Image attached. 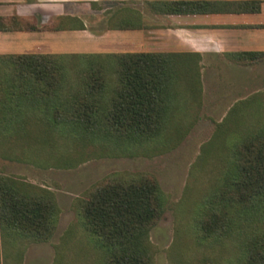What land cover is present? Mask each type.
<instances>
[{"label": "trees", "instance_id": "trees-1", "mask_svg": "<svg viewBox=\"0 0 264 264\" xmlns=\"http://www.w3.org/2000/svg\"><path fill=\"white\" fill-rule=\"evenodd\" d=\"M236 57L252 65L264 60V52ZM198 62L195 54L165 52L0 56V143L27 149L34 162L45 154L44 162L48 156L65 167L173 148L186 126L182 108L201 101ZM263 92L235 102L215 138L236 128L248 108L261 106ZM237 133L229 144L221 139V169L216 186L206 191L200 211L206 220H196L194 235L199 243L231 244L236 264H264V119L258 115ZM62 143L69 151L55 154ZM165 206L157 179L137 172L104 177L75 209L104 264H154L149 235ZM58 212L49 189L0 174V225L9 233L48 241Z\"/></svg>", "mask_w": 264, "mask_h": 264}, {"label": "rangeland", "instance_id": "rangeland-1", "mask_svg": "<svg viewBox=\"0 0 264 264\" xmlns=\"http://www.w3.org/2000/svg\"><path fill=\"white\" fill-rule=\"evenodd\" d=\"M259 87L264 91V84ZM204 88L203 99L182 108L179 114L188 126H184L182 136L181 132L176 136L177 144L160 153L91 157L65 167L53 165L48 156L44 162L45 154L40 156L39 162H34L30 159L35 156L27 149L0 143V174L49 189L59 210L54 232L48 241L22 239L0 225V264H104L102 251L76 214V202L104 177L137 172L153 175L165 196L163 215L149 235L155 248L154 264H236V248L227 243L197 242L194 225L198 219L206 220L200 211L209 196L206 191L216 186L215 179L221 169L222 163L216 160L221 152V139L229 144L238 131L255 124L258 115L264 119V103L248 108L236 128H229V133H221L222 138H215L217 124L226 116L234 100L255 91L236 92L227 99H220L222 93L214 90L212 83L207 85L205 82ZM262 96L261 101L264 100ZM232 119L230 117L227 124ZM69 149V145L62 143L55 154Z\"/></svg>", "mask_w": 264, "mask_h": 264}, {"label": "crops", "instance_id": "crops-1", "mask_svg": "<svg viewBox=\"0 0 264 264\" xmlns=\"http://www.w3.org/2000/svg\"><path fill=\"white\" fill-rule=\"evenodd\" d=\"M136 52L197 55L201 100L261 91L236 54L264 52V0H0V56Z\"/></svg>", "mask_w": 264, "mask_h": 264}]
</instances>
